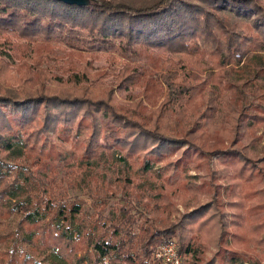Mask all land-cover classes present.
I'll list each match as a JSON object with an SVG mask.
<instances>
[{
    "label": "trees",
    "instance_id": "trees-1",
    "mask_svg": "<svg viewBox=\"0 0 264 264\" xmlns=\"http://www.w3.org/2000/svg\"><path fill=\"white\" fill-rule=\"evenodd\" d=\"M99 1L100 7L0 0V34H13L30 47L57 42L92 52L147 53L154 63L190 59V66L201 70L198 76L210 72L202 80L193 71L181 76L182 86L172 94L180 100L179 119L193 118L203 100L199 118L204 123L197 119L189 131L205 129L201 140L219 147L207 151L186 137L133 120L112 104L111 91L106 97L100 90L61 94L45 87L28 96L27 89L12 94L1 86L0 264H163L155 253L171 240L190 264H198L211 246L217 255L206 264H260L250 252L264 249V0ZM181 63L180 69H190ZM9 70L0 63V76ZM48 71L29 72L25 82L32 85L51 75ZM71 145L82 151L86 168L97 167L93 160L130 163L164 182L179 177L180 183L203 165L209 180L179 191L184 196L207 192L212 199L172 224L169 199L158 195L153 202L143 195L161 229L133 202L121 204L119 217L110 218L109 201L97 198L92 206L97 212L87 213L83 199L60 201L67 196L63 186L31 169L50 160L70 166L77 154L65 149ZM178 151L179 161H168ZM15 153L22 165L6 163ZM164 162L157 175L155 165ZM94 176L86 171L81 177L92 198ZM105 195L102 188L99 196Z\"/></svg>",
    "mask_w": 264,
    "mask_h": 264
},
{
    "label": "rangeland",
    "instance_id": "rangeland-1",
    "mask_svg": "<svg viewBox=\"0 0 264 264\" xmlns=\"http://www.w3.org/2000/svg\"><path fill=\"white\" fill-rule=\"evenodd\" d=\"M1 45H10V49ZM186 60L178 56L154 63L147 53H123L113 50L109 52H92L87 49V46L80 50L77 49V46L70 47L57 42L46 43L39 41L30 47L17 36L10 33H2L0 34V63L8 64L10 70L0 76V88L1 86H6L12 94H20L27 89L25 91L29 92V94H26L28 96L31 95L30 93H38L37 88L45 89V87L48 92L61 94H64L63 91L65 90L73 91V89L80 92L88 89L87 91L91 90L94 93L100 90L106 97V91H111L108 98L112 100V104L120 113L128 114L129 117H133V120L144 123L153 129L156 128L178 137L179 135L186 137L190 141L201 145L207 151L218 149L219 146L215 144L214 140L207 143L201 140L205 129L196 132L194 135L192 134L196 129L189 131L195 125L197 119H201L199 120L200 123H204L202 118H199L203 111V105H205L203 100L198 101L200 106L199 113L193 118L188 119L186 123H182L183 120L179 119V110L181 108L178 104L180 100L178 101L177 97H172V94H174L175 89H179L182 86L180 84L184 78L181 76L184 75L185 77L192 71L193 74L198 76L197 73L201 71L190 66V59ZM181 62L189 63L187 68L190 69H180L183 66ZM202 62L211 65L207 59H203ZM42 70H49L48 72L51 75L47 74L41 78L38 77L32 85L25 82L29 78V72L33 73L36 71L38 74ZM208 72L210 71L199 73L198 78L200 80L204 79ZM140 74H142L141 78H137ZM174 74H177V79L173 78ZM44 81V84H40ZM169 85H172V87L170 88ZM31 87L33 90H31ZM159 114L161 118L156 119ZM179 125L182 128L180 132ZM187 131L189 132L187 133ZM56 143L64 145L61 140H57ZM98 143H103L102 138L99 139ZM65 149L77 153L76 160L70 166L50 160L46 163H40L38 167L31 169L34 173L43 176L48 175L47 177L49 178L54 177L56 183L63 186L67 196L60 201L67 200L72 202L83 199V208L87 213L94 214V212H97L99 207L92 210L93 200L97 198L104 199V202L109 201L105 214L110 216V218L119 217L121 204L129 207L133 202L138 205V209L144 210L145 208L147 218L149 217V220L157 229H161L162 226L159 222L158 224L154 222L157 219V215L153 211V206L149 205L148 198H141L143 195L144 197H150L153 202H155V198L158 195H165L173 206L172 224L177 223L184 213L191 212L201 205H206L212 199L211 196L206 194L205 188L202 189V192H205L204 194H193L194 197L191 194L187 196L181 195L184 193L179 191L185 185H191L189 188H192L195 183V186L199 187L209 180L207 176L208 170L203 165L200 171L191 170L193 166H190L191 172L189 175L191 177L180 183L179 177H175L169 182H164L163 179L154 178L151 173H140L130 163L115 164V162L104 160L102 161L103 163L97 164L98 162L93 160L92 162L97 167L89 169L85 166L87 160L84 158L82 151L75 149L72 145L65 146ZM181 156V152L179 153L178 151L168 161H179ZM18 157L19 154L15 153L6 157L5 161L10 165H22V159ZM189 157L196 163L201 162L200 158L195 154H190ZM167 162L155 165L154 171L157 172V175L164 170L163 167ZM86 171H94L95 173L91 181V185L95 188L93 192L94 198H92V193L87 189V185L85 186L81 181V177L85 175ZM102 188L106 190V195L100 197ZM129 202H131L130 205ZM144 205L148 206L144 207ZM250 253L257 257L260 264H264V249L252 250ZM215 255H217V249L213 246L209 247L198 264H206ZM187 260L184 259V264H190V259ZM73 264L77 263L74 262ZM248 264L252 263L248 262Z\"/></svg>",
    "mask_w": 264,
    "mask_h": 264
},
{
    "label": "built area",
    "instance_id": "built-area-1",
    "mask_svg": "<svg viewBox=\"0 0 264 264\" xmlns=\"http://www.w3.org/2000/svg\"><path fill=\"white\" fill-rule=\"evenodd\" d=\"M155 259L162 261L163 264H183L184 262L175 240L160 245L156 250Z\"/></svg>",
    "mask_w": 264,
    "mask_h": 264
},
{
    "label": "water",
    "instance_id": "water-1",
    "mask_svg": "<svg viewBox=\"0 0 264 264\" xmlns=\"http://www.w3.org/2000/svg\"><path fill=\"white\" fill-rule=\"evenodd\" d=\"M59 2H63L68 5H76V6H93L100 7L102 3L99 0H55Z\"/></svg>",
    "mask_w": 264,
    "mask_h": 264
}]
</instances>
